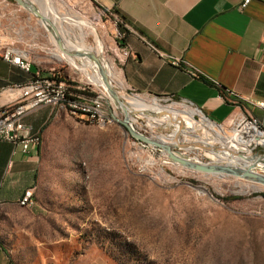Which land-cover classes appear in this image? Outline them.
Segmentation results:
<instances>
[{
  "label": "rangeland",
  "instance_id": "1",
  "mask_svg": "<svg viewBox=\"0 0 264 264\" xmlns=\"http://www.w3.org/2000/svg\"><path fill=\"white\" fill-rule=\"evenodd\" d=\"M1 1L0 32L27 50L45 74L58 72L82 99L92 103L99 98L106 118L100 123L87 114L55 107L44 130H35L42 138L40 176L35 203L24 206L28 213L21 217L35 220L33 234L48 248L38 251L44 264H264V185L193 171L135 140L120 122L123 109L93 79L95 71L86 74L68 59L56 57L51 30L40 17L15 0L9 5ZM53 2L64 15L67 34L80 32L79 15L88 20L103 43L108 69H113L110 16L93 0ZM35 5L41 10L39 3ZM90 27H85L86 42L96 45ZM114 87L123 101L140 97L166 107L195 108L177 98L173 103L132 94L116 82ZM195 119L201 123L200 114ZM147 120L133 114L134 125H143L153 137H169L174 130L167 124L152 131ZM222 126L227 132L235 127ZM185 138L181 136L183 142ZM251 149L253 155L264 154L262 145ZM203 150L181 152L209 162ZM240 150L249 151L244 145ZM33 253L37 264L38 253Z\"/></svg>",
  "mask_w": 264,
  "mask_h": 264
},
{
  "label": "crops",
  "instance_id": "2",
  "mask_svg": "<svg viewBox=\"0 0 264 264\" xmlns=\"http://www.w3.org/2000/svg\"><path fill=\"white\" fill-rule=\"evenodd\" d=\"M93 1L117 12L149 41L181 60L179 65L173 64L129 32L125 42L133 54L121 63L127 90L158 97L173 95L221 124L231 126L243 113L264 121V111L255 104L264 100V52L260 48L264 43V0H251L244 7L243 0ZM33 60L32 73L45 74ZM28 77L0 57V87ZM230 92L239 98L230 99ZM54 109L39 107L25 122L43 131ZM40 169L39 149L24 152L20 144L0 140V264H35L34 251L37 264H44L43 253L38 251L48 248L42 237L33 234L35 220L21 217L29 207L19 203L27 188H36Z\"/></svg>",
  "mask_w": 264,
  "mask_h": 264
},
{
  "label": "built area",
  "instance_id": "3",
  "mask_svg": "<svg viewBox=\"0 0 264 264\" xmlns=\"http://www.w3.org/2000/svg\"><path fill=\"white\" fill-rule=\"evenodd\" d=\"M251 0H243L242 6H246ZM4 5H9V0L1 1ZM99 8L105 11V15H109L114 28V41L108 48L112 53L113 67L122 74L121 63L133 54V49L130 44L125 42V38L129 32L136 33L141 37L157 54L165 59H170L173 64L179 65L181 60L179 57L172 56L161 49L155 43L149 41L142 33L132 28L117 12L112 9ZM261 50L264 52V43L261 44ZM0 57L5 61L16 65L26 74H29L28 79L22 82H12L6 86L0 87V140H6L15 144H20L24 152H29L32 148L38 149L42 138L40 134L34 130L31 124L25 122V117L44 105L53 107H63L71 112H80L87 114L90 118H99L106 120L105 115L100 112L101 102L99 98L89 103L82 99L75 90H73L68 81L58 73L44 74L41 72L32 73L33 58L30 53L18 47L14 41L9 40L0 32ZM115 82V81H114ZM102 92L106 95L103 90ZM132 94H138L131 92ZM230 99H238V94L230 92ZM164 101L175 102L176 97L173 95L160 96ZM223 99L226 97L221 95ZM186 105L190 103L181 100ZM264 111V100L255 103ZM192 106V105H191ZM193 107V106H192ZM197 108V107H196ZM199 109V108H198ZM133 120V117H132ZM211 120V119H210ZM214 122V121H213ZM219 125L221 123L216 122ZM245 125L256 127L264 134V121L260 118L248 114H239L235 117L231 127L242 128ZM147 126V124H146ZM148 127V126H147ZM137 128L143 133L149 135L148 130L143 125H137ZM152 130V129H151ZM153 131V130H152ZM153 137L152 135H149ZM155 138V137H153ZM135 139V138H134ZM136 140V139H135ZM263 144H255L258 146ZM180 151H187L179 148ZM203 157L210 158L209 162L216 161V155L201 153ZM212 154V155H211ZM260 158L264 154H255ZM189 156V155H188ZM191 158V156H189ZM195 160L196 158H191ZM200 160V161H199ZM195 161L204 162L199 158ZM261 166V165H260ZM264 173V166L257 168ZM20 202L26 206H33L35 203L34 188H27L20 197Z\"/></svg>",
  "mask_w": 264,
  "mask_h": 264
},
{
  "label": "bare ground",
  "instance_id": "4",
  "mask_svg": "<svg viewBox=\"0 0 264 264\" xmlns=\"http://www.w3.org/2000/svg\"><path fill=\"white\" fill-rule=\"evenodd\" d=\"M30 2L34 4L35 2H37L40 4L41 7H39L41 8V13L45 18L48 19V21L52 25L57 28L59 34L64 40L63 44L65 49H63L59 45L56 35L51 31V37L55 45V48L53 49L54 51H52V53L56 57H58L59 59H68L69 61H71V63H73L77 68L81 69L86 74L90 73L89 69H93L95 71L93 79L103 88V90H105V92H108L111 95L110 91L107 89L104 81L100 76L98 65L91 60H88V63L79 64L76 59L79 56L75 55L77 50H82L86 53H94L99 57L101 63L108 72L113 86L114 81L123 87L126 86V83L124 82V76L123 74H121V72H119L114 67V70L108 69L103 43L97 36L98 34L95 33L94 27H90V25L88 24V20L86 21V19H83L81 15H79V19H82L80 20L81 22L79 24L80 32H77V34H75L73 30V33L67 34V25L65 24L66 21L64 20V15H61L60 8H58L54 4L53 0H30ZM75 12L76 15L79 14V12ZM40 21L45 25V27L48 28L47 22L45 20H42L40 18ZM87 26L90 27L91 32L96 36V45H90L86 42L88 32L86 31L85 27ZM122 105H124L129 111L139 113V115H145L148 118L147 126H149L151 129L155 128L158 125H172V128L174 130L168 134L169 137L165 135H158V137H155L162 142L183 146L184 144H188V147H184L185 150H189L195 147H208L212 151L217 149L219 150L217 158H219V160H221V158L222 160H225V158H227V163L232 165L244 162L251 165L253 161L257 160L261 166H264V157L260 158L258 155L251 154L252 145L259 143L264 145V134L256 127L245 125L240 129L234 127V130L232 132H227L223 128V126L210 120L198 108L182 110L174 106L166 107L160 105L159 103H149L140 97L128 98L125 99L122 104H117L118 107H121ZM196 113L200 114L201 123H198L197 119H195ZM90 119L96 121L98 120L100 123L105 122V120L99 118ZM199 133H202L204 136L201 137ZM177 135L179 139L175 140L174 136ZM182 135L186 136L184 142L181 140ZM217 142H220V144L217 145ZM190 145L192 147H190ZM240 145L248 147L249 151H246L247 153L242 152L240 150ZM203 153L210 155V152L206 150H203ZM181 154L186 155L182 152ZM19 203L22 206H26L21 204L20 200Z\"/></svg>",
  "mask_w": 264,
  "mask_h": 264
},
{
  "label": "water",
  "instance_id": "5",
  "mask_svg": "<svg viewBox=\"0 0 264 264\" xmlns=\"http://www.w3.org/2000/svg\"><path fill=\"white\" fill-rule=\"evenodd\" d=\"M15 1L18 2L20 5H22L23 7H25L26 9H28L29 11L39 16L42 20H45L47 22L48 29L51 30L56 35L59 45L63 49H65L63 44V38L59 34L57 28L54 25H52L47 18L44 17L40 9L34 3L30 2V0H15ZM75 55L79 56L83 61L88 62V60H91L98 65L100 76L104 81L107 89L110 91L113 98L118 103L122 104L123 101L120 95L118 94L117 90L113 86L110 76L106 71V69L104 68L103 64L101 63L99 57L94 53H86L82 50H77ZM121 108L123 109L125 116L123 119L120 120V122L125 127L127 132L133 138L140 141L143 145H150L154 148L160 149L162 154L168 155L170 161L177 162L178 164L193 171L219 174L222 176L229 175L264 185V173L257 170V168H261L257 160L253 161L251 165H246L242 163L236 165H232L227 162L221 163L219 162L220 161L219 158H216V161L213 163L210 162L204 163V162L195 161L191 159L188 155H182L181 151L179 150V148L188 147L189 146L188 144H184V146L169 144L143 133L132 122V117L135 112L129 111L124 105H122ZM190 147L192 146L190 145ZM203 149H205L210 153L215 154L216 156L219 154V150L217 149L214 151L210 150L208 147H203Z\"/></svg>",
  "mask_w": 264,
  "mask_h": 264
},
{
  "label": "trees",
  "instance_id": "6",
  "mask_svg": "<svg viewBox=\"0 0 264 264\" xmlns=\"http://www.w3.org/2000/svg\"><path fill=\"white\" fill-rule=\"evenodd\" d=\"M78 91H80V90H78ZM226 199H228V198H226Z\"/></svg>",
  "mask_w": 264,
  "mask_h": 264
}]
</instances>
